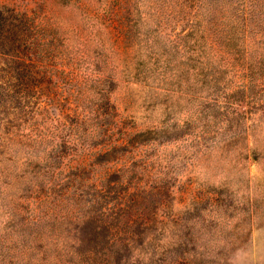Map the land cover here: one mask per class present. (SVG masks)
I'll list each match as a JSON object with an SVG mask.
<instances>
[{"label":"rangeland","instance_id":"obj_1","mask_svg":"<svg viewBox=\"0 0 264 264\" xmlns=\"http://www.w3.org/2000/svg\"><path fill=\"white\" fill-rule=\"evenodd\" d=\"M0 8V264H264V0Z\"/></svg>","mask_w":264,"mask_h":264},{"label":"trees","instance_id":"obj_2","mask_svg":"<svg viewBox=\"0 0 264 264\" xmlns=\"http://www.w3.org/2000/svg\"><path fill=\"white\" fill-rule=\"evenodd\" d=\"M21 24L19 13L13 9L0 8V48L6 44H15Z\"/></svg>","mask_w":264,"mask_h":264}]
</instances>
